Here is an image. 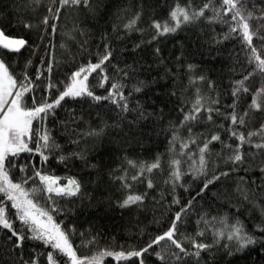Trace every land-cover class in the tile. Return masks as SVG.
Listing matches in <instances>:
<instances>
[{
  "label": "trees",
  "instance_id": "1",
  "mask_svg": "<svg viewBox=\"0 0 264 264\" xmlns=\"http://www.w3.org/2000/svg\"><path fill=\"white\" fill-rule=\"evenodd\" d=\"M237 6L257 33L252 47L264 59L259 38L264 0H242ZM178 7L192 19L167 33L155 27H175L171 12ZM226 9L222 0H0V29L26 42L19 51L0 46V60L17 81L16 91L26 77L31 80L23 98L27 107L53 103L73 73L110 53L87 73L93 96L65 97L42 114L32 125L33 150L5 162L10 179L68 234L78 256L139 251L180 213L174 238L187 254L164 240L142 257H106L103 264H264V148L256 147L264 140L247 129L264 128V102L256 92L264 71ZM201 10L203 15L193 16ZM189 115L195 118L186 120ZM233 132L244 134L246 142L241 145ZM45 134L47 148L39 139ZM205 144L204 171L197 174ZM237 149L243 160L233 162L229 158ZM153 163L159 166L148 171ZM37 172L57 177L62 185L72 178L80 190L48 193ZM33 188L38 191L32 193ZM129 195L143 199L121 207ZM11 204L0 194L13 229L25 238L18 244L0 227V264H69L58 250L32 238ZM237 221L255 244L238 250V242L227 239ZM193 241L211 247L197 257Z\"/></svg>",
  "mask_w": 264,
  "mask_h": 264
},
{
  "label": "snow or ice",
  "instance_id": "2",
  "mask_svg": "<svg viewBox=\"0 0 264 264\" xmlns=\"http://www.w3.org/2000/svg\"><path fill=\"white\" fill-rule=\"evenodd\" d=\"M69 2L73 4H79L81 0H61L62 4H68ZM242 0H222V4L227 6L226 11L232 12L233 15L231 19L237 22V26L242 30L243 40L252 47L253 37L257 33L250 30V25L245 19V16L237 5L240 4ZM195 15H203V10ZM171 17L175 21V27H169L167 24L160 25L156 24L157 29H161L164 33L175 31L176 27H179L181 22H187L192 19V16L189 15L188 11L178 7L175 11L171 12ZM249 18L251 14L249 13ZM47 23V20H45ZM134 23V21H133ZM131 27V24L129 25ZM237 28L233 27L232 31H236ZM264 41V36L259 37ZM25 40L23 39H12L4 34L3 31H0V46L4 49H10L12 51H19L21 47L24 46ZM253 58L257 61V67L264 71V59L261 58L255 47H252ZM110 53H107L100 63L89 65L87 68H80L78 71L72 74L71 82L66 86V90L62 91L58 98L54 100L53 103L44 102L38 106L27 107L24 104V96L26 93L31 91L30 84L31 80L25 78L24 82H21L19 85V90L14 92V89L17 88V81L9 73L7 66L2 60H0V194H3L7 197L8 200L12 201L11 207L16 209V215L19 220L29 228L33 233L32 238L44 241L45 244L50 245L52 248L58 250L59 253L63 254L69 264H103V261L106 257H113L116 261L127 260L130 257H142L149 248H152L154 245H159L161 241L167 240L172 245H174L180 252L186 253L187 250L182 246V243L174 238L176 232V222L180 221L181 214L177 213L174 217V222L170 225L169 229L164 232L162 235L155 237L147 247L139 251H129L127 254L124 251L112 252L105 250L98 253L95 256H78L77 251L74 249L73 244L70 242L68 234L65 231L61 230L60 226L53 222L52 216L49 215L47 211L38 207L34 203L33 199L29 198L30 193L25 190L21 183H14L10 177L8 169L5 165L6 160L9 156H17L21 152H30L33 149L29 148V142L32 140L33 136V122L38 118H43L42 114H46L48 110L58 106L65 97H79L82 95L93 96V93L88 90L85 81H87V73L95 71L101 67L104 61L108 60ZM50 71V69H49ZM241 85L243 82H240ZM112 87L118 88L117 85H112ZM247 91V89H244ZM139 91V89H137ZM264 92V90H262ZM119 94L121 99H124L122 93H113L112 95ZM261 97V93L257 94V100ZM96 100H100L101 97H94ZM197 105L200 104V101L197 100ZM253 107L259 108L260 103L257 101L253 102ZM125 110L127 105H124ZM196 111H199V108H196ZM192 115L186 116L185 119H194ZM232 123H237V117L233 115L231 117ZM241 119L239 123L243 124ZM264 132V128L261 130ZM260 133H252L249 135H258ZM232 135L238 136L241 145L246 142L244 134H237L233 132ZM39 139L43 140V148L48 147L49 137L47 134L41 136ZM219 139L218 136H213L212 140ZM186 146V145H185ZM257 148H264V144H257ZM45 160L47 156H44L43 151L40 148L36 149ZM207 151V144L200 149V158H199V169H194L197 174L204 171L205 158L204 153ZM63 159V157H61ZM233 162H240L243 160V155L240 153L239 149L236 150L235 154L231 156ZM132 163V162H130ZM176 165H179V161H174ZM159 166L158 163H153L148 167V171H151L154 168ZM39 176L40 180L45 184V190L48 193L55 192L57 195H75L80 190V185L76 180H69L68 187H54L57 184V179L50 176H42L39 172L36 173ZM180 171L177 167V170L173 172V176L178 180L180 178ZM222 175H227V173H222ZM135 179V177H134ZM213 179H219V177H214ZM213 180H209L204 187L206 188L209 183H212ZM151 187V183H149ZM38 189L33 188L32 193L37 192ZM143 197L140 195H129L121 204V207L128 206L133 203L142 201ZM0 227L8 229L13 236L17 238V243L19 244L24 240V235L18 232L16 229H13L12 223L10 222L9 217L6 214V209L3 206H0ZM261 232H264V228L260 229ZM198 235H203V233H198ZM218 237H222L223 233H216ZM228 240L235 239L238 244V250L243 249L249 245L255 244L256 240L253 236L248 235L244 232L243 225L237 221L236 225L233 226V231L230 232L227 236ZM193 246L196 249L192 255L199 256L200 252L211 247L210 245L204 243H196L193 241ZM157 256L163 260L164 256L160 253H157ZM177 254V259H179ZM48 259L51 261L53 258L51 255L48 256ZM141 264L143 261L141 260Z\"/></svg>",
  "mask_w": 264,
  "mask_h": 264
},
{
  "label": "rangeland",
  "instance_id": "3",
  "mask_svg": "<svg viewBox=\"0 0 264 264\" xmlns=\"http://www.w3.org/2000/svg\"><path fill=\"white\" fill-rule=\"evenodd\" d=\"M16 90H17V88L14 89V92H15ZM262 90H264V77L261 78L260 83L258 84V87H257V89H256V92H257V93H261L260 100H261L262 102H264V92H262ZM244 114H246V113L244 112ZM241 117H242V116H241ZM243 117H244V116H243ZM243 117H242V118H243ZM247 129L250 130L251 133H260V134H258V135H254V136H255L256 138H259V139H261V140H264V132L261 131V130H262L261 127H251V126L248 125ZM54 178H56L57 181H58V178H57V177H54ZM69 180H73V179H72V178L68 179L67 182H66L64 185H62V184H60V183L57 182V184L54 185V187H68V181H69ZM124 252H125L126 254L128 253V252H126V251H124Z\"/></svg>",
  "mask_w": 264,
  "mask_h": 264
},
{
  "label": "bare ground",
  "instance_id": "4",
  "mask_svg": "<svg viewBox=\"0 0 264 264\" xmlns=\"http://www.w3.org/2000/svg\"><path fill=\"white\" fill-rule=\"evenodd\" d=\"M0 31H2L1 29H0ZM6 35V34H5ZM6 36H8V35H6ZM9 38H12V39H22V38H17V37H11V36H8ZM24 40V39H23ZM49 175V174H48ZM66 178V177H65Z\"/></svg>",
  "mask_w": 264,
  "mask_h": 264
}]
</instances>
